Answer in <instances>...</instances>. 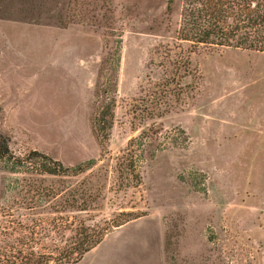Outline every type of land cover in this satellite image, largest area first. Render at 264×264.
Masks as SVG:
<instances>
[{
    "label": "rangeland",
    "instance_id": "1",
    "mask_svg": "<svg viewBox=\"0 0 264 264\" xmlns=\"http://www.w3.org/2000/svg\"><path fill=\"white\" fill-rule=\"evenodd\" d=\"M205 3L0 0V131L25 160L0 161V251L264 264V51L183 39ZM32 151L93 164L43 174Z\"/></svg>",
    "mask_w": 264,
    "mask_h": 264
},
{
    "label": "trees",
    "instance_id": "2",
    "mask_svg": "<svg viewBox=\"0 0 264 264\" xmlns=\"http://www.w3.org/2000/svg\"><path fill=\"white\" fill-rule=\"evenodd\" d=\"M206 3L201 10L190 12L187 14V28L183 31L182 38L191 41L194 44H214L218 46H233L245 49H254L264 51V35L257 41V44L249 41L250 32L248 29L258 28L264 23V12H260L258 2L238 3V6L228 5L229 0H204ZM247 20V21H246ZM248 27V28H246ZM244 29L242 33L239 32ZM247 29V30H246ZM257 31V30H255ZM185 32V33H184ZM239 35V36H238ZM237 37V38H236ZM112 107H105L94 117L93 126L95 134L100 143L105 138L103 132L111 125ZM102 133V135L100 134ZM34 157L42 158L40 163V173L49 175H69L83 172L90 168L92 161L79 164L75 167H66L61 161L51 158L46 154L32 151L27 159ZM0 161L9 164L13 171L22 165L25 160L15 155L9 147V138L0 131ZM120 225V224H119ZM89 244L80 248H74L70 252H44L38 254L33 250L17 248L12 246L6 247L0 251V264H51L53 261L61 262H77L82 255L91 247L96 245L100 238L87 239ZM27 246L29 242H23ZM22 244V242H21Z\"/></svg>",
    "mask_w": 264,
    "mask_h": 264
}]
</instances>
